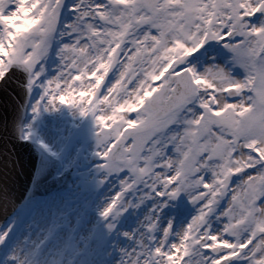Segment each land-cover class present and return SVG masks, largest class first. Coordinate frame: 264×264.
Returning <instances> with one entry per match:
<instances>
[{
    "label": "snow or ice",
    "instance_id": "1",
    "mask_svg": "<svg viewBox=\"0 0 264 264\" xmlns=\"http://www.w3.org/2000/svg\"><path fill=\"white\" fill-rule=\"evenodd\" d=\"M14 77L18 113L93 118L114 264H264V0H0ZM57 227L0 229V264H50Z\"/></svg>",
    "mask_w": 264,
    "mask_h": 264
},
{
    "label": "bare ground",
    "instance_id": "2",
    "mask_svg": "<svg viewBox=\"0 0 264 264\" xmlns=\"http://www.w3.org/2000/svg\"><path fill=\"white\" fill-rule=\"evenodd\" d=\"M55 67V65L49 66L48 71L50 74H54ZM55 103L59 105L60 101L57 99ZM74 111H77V109L71 108L65 115L70 118ZM33 114V118H35V113L31 111L30 115ZM126 114L130 115L131 113ZM41 115H43L42 131L40 130L42 138L60 140L63 136L62 129L55 124L57 117H59L58 111L44 109ZM55 126L56 130L53 129ZM93 156H95L93 150L85 151L82 161L90 160ZM116 190V188L102 184V188L93 198L88 192H78L73 189L69 194L70 199L68 202L57 200L51 203L47 209H38L35 216L20 227L15 239L23 242L25 238H36L39 234L47 232L51 225H58L44 245V248L47 249V258L50 264H57V261H59V264H71L70 257L75 258V264H114V254L111 252V241L114 237L106 234L105 228L102 226L104 221L100 217V210L105 196L114 195ZM90 232L92 234L91 243L88 247H84V242L79 237L83 236L86 241ZM65 244L68 245V248L66 254L62 255L61 249ZM78 247L80 248L79 252H77Z\"/></svg>",
    "mask_w": 264,
    "mask_h": 264
},
{
    "label": "rangeland",
    "instance_id": "3",
    "mask_svg": "<svg viewBox=\"0 0 264 264\" xmlns=\"http://www.w3.org/2000/svg\"><path fill=\"white\" fill-rule=\"evenodd\" d=\"M36 92H38V94ZM39 93H40V90L37 88L33 91L32 95L37 96L38 98ZM75 95L77 96V94ZM55 105L57 107L55 110H57L58 114L60 115V117L57 118L55 124L59 125L61 129L63 130L62 132L63 136L61 137V139L59 141L57 139V142H54V141L52 142L51 140L53 139L48 141L45 138L43 139L42 135H40L41 133L40 130L42 131L41 126L43 125L42 124L43 115H41L42 112L44 111L43 107H41L40 110L35 113V118H33L34 114L28 118L26 130H25V133L28 134V139L36 142L37 145H39V147H41L45 152L53 156H57V157H59L60 155L59 151H65V153L69 152V157L72 156L73 151H80V152L86 151L87 152L91 149L96 153V143H93V142L86 143L87 141L83 140L82 138V134L84 132L95 130V124H94L93 118L91 116H81L78 110L74 111V114L70 115V118L67 117L66 115H64V117L62 118L61 115H63L64 113L65 114L68 113L69 112L68 109L70 107L69 106L65 107V104H62L61 102L59 103V105H57L56 103ZM99 115H102V114H99ZM133 115L135 117V112H133ZM134 117L128 116L127 118H134ZM104 123L110 124L111 121L105 120ZM104 130L110 131V129H107V128H105ZM64 157L65 155H63L61 159L63 160ZM67 159H70V158L67 157ZM98 162H101L100 158H97L95 155L91 158L90 161L88 160V162H85L77 166L76 178L78 179V177L81 176V180H79L78 182L75 180V182L72 183L71 187L72 186L76 187L78 183L80 187L77 186L76 187L77 190H80L82 187L85 191L89 192L90 194H92L96 189L100 188L101 183L99 182V179L103 176V172L97 170L96 164ZM91 167H93V169L96 170V172H92V173L89 172L88 169ZM26 212H27V207L18 216V219L23 218ZM16 225H17V222L13 221L11 225L12 231H15Z\"/></svg>",
    "mask_w": 264,
    "mask_h": 264
},
{
    "label": "water",
    "instance_id": "4",
    "mask_svg": "<svg viewBox=\"0 0 264 264\" xmlns=\"http://www.w3.org/2000/svg\"><path fill=\"white\" fill-rule=\"evenodd\" d=\"M15 109H13V111H14Z\"/></svg>",
    "mask_w": 264,
    "mask_h": 264
}]
</instances>
